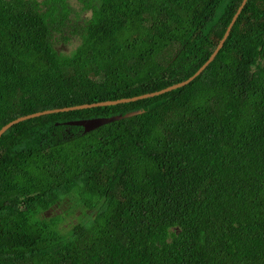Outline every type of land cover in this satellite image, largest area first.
I'll return each mask as SVG.
<instances>
[{"label":"trees","instance_id":"obj_1","mask_svg":"<svg viewBox=\"0 0 264 264\" xmlns=\"http://www.w3.org/2000/svg\"><path fill=\"white\" fill-rule=\"evenodd\" d=\"M38 1L0 0V129L186 81L242 2L77 0L70 20L67 0ZM54 34L78 44L60 52ZM64 199L85 216L63 233L44 214ZM0 264H264V0L188 85L4 133Z\"/></svg>","mask_w":264,"mask_h":264},{"label":"water","instance_id":"obj_2","mask_svg":"<svg viewBox=\"0 0 264 264\" xmlns=\"http://www.w3.org/2000/svg\"><path fill=\"white\" fill-rule=\"evenodd\" d=\"M247 1L248 0H242V2L240 4V6L238 7L235 15L233 16L231 22L229 23L222 39L218 43L217 47L215 48V50L213 51V53L211 54L209 59L200 67V69L194 75H192L186 81L178 83L174 86H171L169 88H166L164 90H161V91H158L155 93H150V94H146V95H142V96H138V97H134V98H130V99H121V100H116V101H107V102H102V103L80 105V106L69 107V108L47 110V111L35 113L32 115L20 117V118L15 119L14 121H11L10 123L6 124L5 126H3L0 129V138L4 133H6L13 126L20 124V123H23L25 121L34 119V118L52 115V114H58V113L80 111V110H87V109H93V108L109 107V106H116V105H121V104L132 103V102H136L139 100H145V99L153 98V97L168 93L170 91H173V90H176V89H179V88H182V87L188 85L196 77H198L215 59L216 55L222 49L223 44L227 40L231 29L233 28L237 18L239 17L240 13L242 12L243 8L245 7ZM141 113H142L141 111H135V112L127 113L125 115H117V116H112L109 118H92V119L78 120V121L69 122V123H67V125L75 126V127H81L83 129V134H87V133H90V132L104 126V125H107V124H110L113 122H117L120 120L128 119V118H132L134 116L140 115Z\"/></svg>","mask_w":264,"mask_h":264},{"label":"rangeland","instance_id":"obj_3","mask_svg":"<svg viewBox=\"0 0 264 264\" xmlns=\"http://www.w3.org/2000/svg\"><path fill=\"white\" fill-rule=\"evenodd\" d=\"M67 3H68V8L70 10V14L68 15L69 19L73 20V17L77 15L81 17L82 5L77 0H67ZM58 25L56 24V26ZM58 30L65 32L63 36L71 35V34H67L68 29L62 28V26H59ZM54 39H58V42L55 43L56 49L66 54L70 53V51L73 50L74 47H76L78 44L77 40L73 38H71L69 42H63L61 38L59 39V35L57 34H54ZM44 216L61 217L62 218L61 228L62 227L64 228L61 232L64 233L68 231L73 225H75L81 218H84L85 215H83V209L76 206L74 201L64 199L61 200L60 203L56 205L54 208L50 209L47 213H45Z\"/></svg>","mask_w":264,"mask_h":264},{"label":"flooded vegetation","instance_id":"obj_4","mask_svg":"<svg viewBox=\"0 0 264 264\" xmlns=\"http://www.w3.org/2000/svg\"><path fill=\"white\" fill-rule=\"evenodd\" d=\"M42 1H44V0H39L38 2L40 3V2H42Z\"/></svg>","mask_w":264,"mask_h":264}]
</instances>
